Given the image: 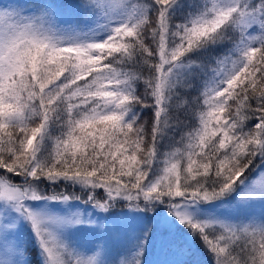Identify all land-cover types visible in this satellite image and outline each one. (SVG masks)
I'll return each instance as SVG.
<instances>
[{
  "label": "snow or ice",
  "instance_id": "6c2138e0",
  "mask_svg": "<svg viewBox=\"0 0 264 264\" xmlns=\"http://www.w3.org/2000/svg\"><path fill=\"white\" fill-rule=\"evenodd\" d=\"M200 254L264 264V0H0V264Z\"/></svg>",
  "mask_w": 264,
  "mask_h": 264
},
{
  "label": "trees",
  "instance_id": "16d2710c",
  "mask_svg": "<svg viewBox=\"0 0 264 264\" xmlns=\"http://www.w3.org/2000/svg\"><path fill=\"white\" fill-rule=\"evenodd\" d=\"M141 90H142V88H141ZM145 118L150 120L151 119V113L150 112H146L145 113ZM176 258H178V257H176ZM200 260H201V264H209V257H207L204 254L202 255V258Z\"/></svg>",
  "mask_w": 264,
  "mask_h": 264
},
{
  "label": "rangeland",
  "instance_id": "374dc122",
  "mask_svg": "<svg viewBox=\"0 0 264 264\" xmlns=\"http://www.w3.org/2000/svg\"><path fill=\"white\" fill-rule=\"evenodd\" d=\"M178 138V137H177ZM167 143V142H166ZM202 255L203 254H200L199 255V259H201L202 258ZM164 257H162V256H157V255H155V254H151V255H149V259L150 260H156V259H163ZM178 258H182V257H178Z\"/></svg>",
  "mask_w": 264,
  "mask_h": 264
}]
</instances>
